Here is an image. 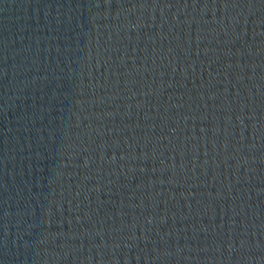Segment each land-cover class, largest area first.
Returning a JSON list of instances; mask_svg holds the SVG:
<instances>
[{
    "label": "water",
    "instance_id": "95a60500",
    "mask_svg": "<svg viewBox=\"0 0 264 264\" xmlns=\"http://www.w3.org/2000/svg\"><path fill=\"white\" fill-rule=\"evenodd\" d=\"M0 264H264V0H0Z\"/></svg>",
    "mask_w": 264,
    "mask_h": 264
}]
</instances>
